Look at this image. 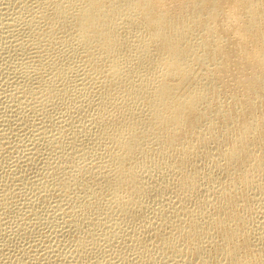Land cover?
I'll list each match as a JSON object with an SVG mask.
<instances>
[{"label": "bare ground", "instance_id": "6f19581e", "mask_svg": "<svg viewBox=\"0 0 264 264\" xmlns=\"http://www.w3.org/2000/svg\"><path fill=\"white\" fill-rule=\"evenodd\" d=\"M0 95V264H264V0H0Z\"/></svg>", "mask_w": 264, "mask_h": 264}, {"label": "rangeland", "instance_id": "374dc122", "mask_svg": "<svg viewBox=\"0 0 264 264\" xmlns=\"http://www.w3.org/2000/svg\"><path fill=\"white\" fill-rule=\"evenodd\" d=\"M0 96H1V97H4V95H3V96L0 95ZM0 99H3V98H0ZM3 101H4V100H3ZM3 101L0 100V104H1ZM13 126H14V125H13ZM13 126H12V125H6V127H3V128H1V129L14 128L15 126H14V127H13ZM21 133H22V134H20V133L18 132V136H19V134H20V135H23V132H22V131H21ZM13 136H16V135H12V136H11L12 138L9 137V140H8V141H9V146L12 145L13 147H17V146H19V145L22 143V142H21V143H18V142H20V140H21L22 138L20 137L21 139L19 140V137H17V136H16V137H13ZM22 137H25V136H22ZM13 138H14V141H13ZM15 138H17V139H15ZM10 139H11V140H10ZM16 140H17L18 142H17ZM25 140H27V139H25ZM25 140H24V142H26ZM15 141H16L18 144H17ZM27 142H28V140H27ZM10 143H11V144H10ZM13 143H14V144H13ZM15 143L17 144V146H16ZM14 145H15V146H14ZM12 155H13V154H12ZM7 159H8V160H7L8 163L6 162V164H7L6 166H7V167L5 166V167H6V168H5L6 172L9 171V168H10V167H11L10 170H12V169L14 168V167H13V165H14L13 163H14V159H16V158H8V157H7ZM12 159H13V160H12ZM9 161H10V163H9ZM12 162H13V163H12ZM43 162H44V161H43ZM11 164H13V165H11ZM10 165H11V166H10ZM37 165H38V166H37L36 170L34 169L35 171L33 170V172H32V171L29 172L30 177H32V178L36 177L35 175H37V173H35V172H38L39 174L42 173V172H41L42 170H43V172H44L45 167L43 166V164L40 163V164H37ZM39 165H40V166L42 165L44 169H43V168H39V167H40ZM8 166H9V167H8ZM42 166H41V167H42ZM12 167H13V168H12ZM7 168H8V169H7ZM37 170H38V171H37ZM40 170H41V171H40ZM34 173H35V174H34ZM23 202H24V203L21 202V204H24V205H25V203H26V199H24ZM20 208H21V206H20ZM44 216H45V214H44V215L42 214L41 217L44 218ZM47 217H48V215L46 216V218H47ZM43 218H40L39 221H36V220H35V223H36V222H39L38 224L36 223L38 227L36 226V224L34 223V221H30V222H29L30 224L28 223V224H29V225H28V228H29L30 226H32V227H30V229H28V230H29L28 232H30V233H29V234H30L29 236H28V234H27L28 232H27V233H24V235H25V234L27 235V236L25 235L27 238H25L24 235H23V236H24V237H23L21 234H17L16 231L14 230V229H16V228H14V227H15V224H13V225L11 224V227H12V229H13L14 231H13L12 229L10 230V228H9V230H8L9 232L7 231V233H6V235L8 236V239L6 238L7 240L4 239V241H3V242H6V243H9L10 247L12 246L11 248L9 247L10 250H9V249H8L7 251L5 250V251H6L5 254H6V253H7V254H6V255L4 254V258H6V257L8 256V257H7L8 259L6 258L7 262H8V260H9V261L15 260L16 262H15V261H12V264H14V263H15V264H18V263H20V264H21V263H22V264L24 263V264H25V262H27V261L29 260L28 258H30V261H28V263L30 264V262L32 261V260H31V257H32L33 261H34V259H36L37 257H40V255H41V257H43V255L45 254L44 251H43L44 248L50 243V241H51V244H53L52 241H53V239H54V235H55V233L52 232V227L49 226V225L47 224V222H46L48 218H47V219L45 218V219H46L45 222H43V221H44V220H42ZM40 221H41V223H43V224H45V225L43 226V224H40ZM32 224H33V225H32ZM46 224H47V225H46ZM34 225H35V226H34ZM41 225L43 226L42 228H41ZM35 227H37V229H36ZM39 227H40V229H39ZM47 227H48V229H47ZM49 227H50V229H49ZM31 228H32V229H31ZM42 229H43V230H42ZM44 229H45V230H44ZM46 229H47V230H46ZM85 229H86V228H85ZM40 230H41V231H40ZM12 231H13V233H12ZM36 231H37L38 234L36 233ZM42 231H43V232H42ZM49 231H51V232H49ZM15 233H16V234H15ZM31 233H32L33 235H32ZM34 233L37 234V235H35ZM40 233H43L42 236L40 235ZM52 233H53V234H52ZM11 234H12V236H13L14 238H13L12 236L9 237V235H11ZM49 234H50V236H48ZM51 234H52V235H51ZM17 235H18V236H17ZM39 235H40L41 238H42V237H44V238L41 239V238L39 237ZM44 235H45V236L47 235V236L45 237ZM15 236L18 237V238H16ZM19 236H20L21 238H20ZM33 236H34V238H33ZM52 236H53V237H52ZM30 237H31V239L28 240V238H30ZM47 237H48L49 239H47ZM50 237H51V238H50ZM9 238H10V240H9ZM11 238H12L13 240H12ZM15 238H16V239H15ZM32 238H33V240H32ZM37 238H39L40 241H39ZM52 238H53V239H52ZM19 239H20L21 241H22V240H24V241L21 242ZM34 239H35V240L37 239V241H35ZM44 239H46V240H44ZM8 240H9V242H8ZM18 240H19V241H18ZM27 240L29 241V243H28ZM41 240H42V241H41ZM47 240H48V241H47ZM32 241H34V242L37 243V244L40 243L41 245H36V244H35L34 242H32ZM38 241H39V242H38ZM12 242H14L15 244L12 243ZM20 242L23 243L25 246L22 247L23 244L20 245V244H21ZM25 242H26V243H25ZM30 242H31L32 244H31ZM41 242H44V243H41ZM46 242H47V245H46ZM17 243H18V244H17ZM19 243H20V244H19ZM54 243H56V242H54ZM1 244H2V243H1V241H0V245H1ZM11 244H13L14 247H13V245H11ZM33 244H34V246H36V248H37L38 250H36V248H35L34 250H29V249H31L30 247L33 246ZM42 244H43L44 246H43ZM16 245H17V246H16ZM28 245H30V246H28ZM45 245H46V246H45ZM53 245H55V244H53ZM18 246H19L20 249L22 248V249H21L22 251H20V249L17 248ZM27 246H28V247H27ZM42 246H43L44 248H43ZM67 246H68V245H67ZM67 246H66V247H67ZM39 247H40V248H39ZM66 247H63V249H64V250L62 249V252H63V253H65V252H67L68 250H70V248H67V249H66ZM13 248H14V249H13ZM15 248H16V250H15ZM60 248H61V246H60ZM24 249H27V250L29 251V254L26 253L27 255L25 254V256H24V255H23V252H24L23 250H24ZM40 249L42 250V252H41ZM14 250H15V251H14ZM18 250H19L20 252H19ZM36 251H37V253H36ZM14 252H17V253L19 252V254L21 253L22 255H21V254H20V255H19V254L15 255L16 253H14ZM33 252H34V254H33ZM40 252H41V253H40ZM8 253H9V254H8ZM11 253H12V256L10 255ZM30 254H33L34 256H33V255L30 256ZM36 254H37V255H36ZM38 254H39V255H38ZM28 255H29V256H28ZM16 256H17L19 259H18ZM35 256H36V257H35ZM10 257H11V259H10ZM12 257H13V258H12ZM14 257H15V259H14ZM24 257H25V259H24ZM22 258H23V259H22ZM26 258H27V259H26ZM18 260H19V262L17 263ZM21 260H22V261H21ZM93 260H94V259H93ZM20 261H21V262H20ZM23 261H25V262H23ZM33 261H32L31 264H33ZM7 262L5 261V263H3V264H8ZM135 263H136V262H135ZM135 263H134V264H135ZM9 264H10V263H9ZM35 264H37V263H35ZM136 264H137V263H136Z\"/></svg>", "mask_w": 264, "mask_h": 264}]
</instances>
